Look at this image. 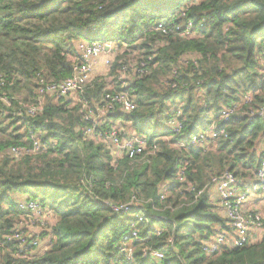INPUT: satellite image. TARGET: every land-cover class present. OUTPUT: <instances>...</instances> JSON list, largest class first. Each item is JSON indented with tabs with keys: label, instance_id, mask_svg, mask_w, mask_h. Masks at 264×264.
Listing matches in <instances>:
<instances>
[{
	"label": "trees",
	"instance_id": "16d2710c",
	"mask_svg": "<svg viewBox=\"0 0 264 264\" xmlns=\"http://www.w3.org/2000/svg\"><path fill=\"white\" fill-rule=\"evenodd\" d=\"M188 25L192 35L183 36ZM93 41L114 43L113 52L126 45L124 59L137 53L135 64L147 73L121 87L114 75L127 65L116 61L112 83L90 79L75 105L45 96L42 111L26 116L39 82L70 77L75 43ZM261 69L264 0H0V98L8 102L0 101V264H264V236L207 256L204 242L229 229L227 219L209 193L195 199L186 191L227 170L241 185L254 180L264 121L248 113L264 106ZM111 91L128 93L134 108L97 119ZM247 94L251 103L240 114L219 120ZM213 124L226 136L208 139L204 149L177 147ZM112 129L121 141L131 133L145 139L141 154L115 158ZM29 132L40 151L13 158L10 148L31 145ZM132 197L146 204L114 213L103 203ZM49 217L56 222L47 232ZM26 224L44 231L27 239ZM41 237L50 244L36 254ZM123 248L132 249L130 259Z\"/></svg>",
	"mask_w": 264,
	"mask_h": 264
},
{
	"label": "built area",
	"instance_id": "2783aa9c",
	"mask_svg": "<svg viewBox=\"0 0 264 264\" xmlns=\"http://www.w3.org/2000/svg\"><path fill=\"white\" fill-rule=\"evenodd\" d=\"M190 25H188L186 31H184L183 36H191ZM156 31H160L163 34L166 33L161 25L156 27ZM108 45V44H107ZM106 47L101 46V42L94 41L91 44L81 42L77 46L78 60L72 65V73L70 77L60 82H45L41 80L39 82V87L37 89V94L39 99L35 105L25 106L26 116L33 117L37 113H40L43 108V99L45 96H53L55 99L69 98L71 96H79L82 93L84 86L88 83L90 78L89 73L92 71L93 63L96 58L105 50ZM116 46L108 47L106 50L114 51ZM105 50V51H106ZM151 62L152 59L149 58ZM144 66V63H142ZM262 70V69H261ZM130 72V73H129ZM127 73L131 75L132 78L140 76L147 73L146 69L140 70L137 65L133 69H129L127 66H123L118 74L119 81L121 82V87L126 86V81L128 79L125 76ZM128 75V76H129ZM90 80V79H89ZM261 83H264V71H261ZM0 101L8 104L5 98H0ZM251 103V95L247 94L241 98V103H236L232 107L223 109L220 112L219 120L228 121L233 115L240 114L243 105H249ZM116 108L120 111L130 112L134 108L133 101L131 97L128 96L126 92H113L105 94L102 104L97 106L93 114H97L98 118L104 116L105 114L114 111ZM92 114V115H93ZM249 117L255 116L264 121V106L259 109L252 110L248 113ZM96 120V119H95ZM169 126L173 129L174 133H177L180 129V124L176 119H172L169 122ZM83 132L87 136H93L95 130L93 128H85ZM225 128L216 127L214 124L210 125L209 128L204 132H199L193 135L188 142L179 143L177 147L186 149L188 146H193L195 148H205L207 146V140L216 139L218 137H225ZM108 134V140L114 146L115 151L118 153L125 152L128 158L132 159L135 156L141 154L144 150L146 141L140 136H136L133 133L125 140L121 141L119 137V132L112 129ZM31 145L29 147H12L10 148V154L15 159H20L25 155L36 154L40 151L41 146L39 140L35 133L29 132ZM99 137L102 134H95ZM179 182L184 181V170H181L178 175ZM214 192V203L219 205L224 211V217L227 219V224L229 229L223 230L218 233L214 238L204 242L203 252L207 255H215L219 253L223 248L227 247H243L251 243L257 232L262 229L263 217L257 210L248 208L246 204L251 197L256 196L259 193L260 196L264 197V153L261 155L258 167L254 176V180L251 183H245L241 185V182L237 179L235 174L231 171H224L220 175H216L211 178L208 185L202 189H198L193 185L187 187L188 192L194 194V198L197 199L205 191ZM159 200H164L165 196L160 194ZM213 201V199H212ZM148 202V201H146ZM107 205L112 212H128L133 206L143 207L144 202L138 201L136 198L132 197L127 203L112 204L107 201L103 202ZM21 208V206H19ZM29 208L34 210V206L30 205ZM139 220H142V214L137 215ZM34 224V222L32 223ZM135 235V234H133ZM17 237V234L14 235ZM169 243L171 240L168 241ZM33 245L38 246L37 242ZM35 246V247H36ZM150 251V250H149ZM122 252L126 255L127 259L131 258L132 249L123 248ZM150 257L155 261H160L162 259V253L158 251H151L149 253Z\"/></svg>",
	"mask_w": 264,
	"mask_h": 264
},
{
	"label": "rangeland",
	"instance_id": "374dc122",
	"mask_svg": "<svg viewBox=\"0 0 264 264\" xmlns=\"http://www.w3.org/2000/svg\"><path fill=\"white\" fill-rule=\"evenodd\" d=\"M78 44H79V42L75 43L76 47ZM101 46L106 47L105 48V50H106L108 47L110 48L113 46V48H114V46H116V45H114V43H112V42L108 43V45L103 42V43H101ZM122 47L123 48L119 49L120 51H115V52L112 51L113 49L111 51H109V50L105 51L104 50L94 61L92 71L89 73V76H90L89 79L92 80V79L98 77L101 79L105 78V80H107L109 82H111V81L113 82L114 79H115V81L118 82V79H119L118 73L116 74V72H115V75H114L115 78L114 79H113V77L109 76L110 70L116 61H118L119 63L124 62V63H126V65L128 66L129 69H133L135 67V65H137V64H135L137 61L135 58V55L137 53H135V52H134L135 54L131 53L130 56H128L124 59L123 53H124V50L126 49V45H123ZM118 70L119 69H116V71H118ZM129 73H127L125 76H127L126 78L130 81L132 79V77H131V75H129ZM89 79H88V82H89ZM69 98L73 102V105H75L77 103L76 102L77 96H71ZM43 102H44V99H43ZM5 106L8 107V104H6ZM111 150H112V155L115 158H118V157L120 158V156L122 155V154H120V152L118 153L117 151H115L113 149H111ZM8 151L10 152V149ZM206 192L209 193L210 197H213V195H214L213 191L208 190ZM257 212L260 213L264 219V199H262V208L257 209ZM45 219H46V223L43 227L47 226L46 230L48 232V227H52L55 224L56 220L54 218H51V217L45 218ZM22 227L23 226H19L18 229L21 230ZM29 227H31L32 230H29ZM42 230H44V229L41 227V225H27V228L23 229V231L25 232L23 235L25 238L29 239V238H31V236L41 234L42 232L39 233V231H42ZM34 231H36V233ZM256 238H258V237H256ZM253 241H256V239H254ZM43 247H44V243L39 244L34 253H36V254L39 253L43 249Z\"/></svg>",
	"mask_w": 264,
	"mask_h": 264
},
{
	"label": "crops",
	"instance_id": "0c3cea01",
	"mask_svg": "<svg viewBox=\"0 0 264 264\" xmlns=\"http://www.w3.org/2000/svg\"><path fill=\"white\" fill-rule=\"evenodd\" d=\"M251 180L253 181V178H252ZM252 181H251V182H252ZM251 182H249V183H251ZM249 183H248V184H249ZM213 196H214V195H213ZM212 199H213V201H214V197H212ZM262 199H264V197H262V196H260V195H258V196H253V197L250 198V200L248 201V203L246 204V206H247L248 208L253 209V210L261 209V208H262ZM258 201H259V202H258ZM219 210H220V213L224 216V211H223V209L219 208ZM26 225H30V224H26ZM29 230H32V228L29 227ZM43 231H44V230L39 231V233H40V232H43ZM34 232L36 233V231H34ZM263 236H264V234L261 233V231H259V232H257V234H256V237H258V238L255 237V239H261V237H263ZM41 243H44V247H43V249H42L39 253H37V254H43V253L47 250V248L49 247V244H50V238H48V237H41V240H40V243H39V244H41Z\"/></svg>",
	"mask_w": 264,
	"mask_h": 264
},
{
	"label": "flooded vegetation",
	"instance_id": "af4514ba",
	"mask_svg": "<svg viewBox=\"0 0 264 264\" xmlns=\"http://www.w3.org/2000/svg\"><path fill=\"white\" fill-rule=\"evenodd\" d=\"M23 231V230H22Z\"/></svg>",
	"mask_w": 264,
	"mask_h": 264
}]
</instances>
